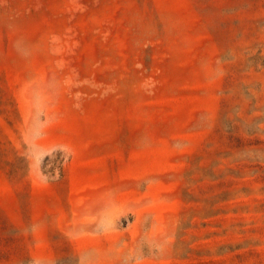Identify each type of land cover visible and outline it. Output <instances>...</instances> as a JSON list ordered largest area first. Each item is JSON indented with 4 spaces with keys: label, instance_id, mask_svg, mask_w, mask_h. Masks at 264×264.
Segmentation results:
<instances>
[{
    "label": "rangeland",
    "instance_id": "obj_1",
    "mask_svg": "<svg viewBox=\"0 0 264 264\" xmlns=\"http://www.w3.org/2000/svg\"><path fill=\"white\" fill-rule=\"evenodd\" d=\"M0 264H264V0H0Z\"/></svg>",
    "mask_w": 264,
    "mask_h": 264
}]
</instances>
